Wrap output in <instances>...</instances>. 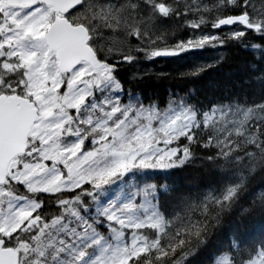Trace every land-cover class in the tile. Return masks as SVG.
<instances>
[{
  "label": "snow or ice",
  "instance_id": "obj_1",
  "mask_svg": "<svg viewBox=\"0 0 264 264\" xmlns=\"http://www.w3.org/2000/svg\"><path fill=\"white\" fill-rule=\"evenodd\" d=\"M229 42L264 65V0H0V264H192L264 174V68L251 102L126 84L160 58L197 77ZM197 162L219 187L152 182ZM242 211L264 215V195ZM212 264H264V225Z\"/></svg>",
  "mask_w": 264,
  "mask_h": 264
},
{
  "label": "trees",
  "instance_id": "obj_2",
  "mask_svg": "<svg viewBox=\"0 0 264 264\" xmlns=\"http://www.w3.org/2000/svg\"><path fill=\"white\" fill-rule=\"evenodd\" d=\"M226 45L228 46L225 60L206 69L197 77L181 76L172 66L165 65L168 60L156 61L157 70L161 68L162 71H169V74L162 76L148 74L141 80L126 84V87H130L145 99L156 100L161 105L168 100L170 93L190 95L193 102H200L205 106L226 98H246L249 102L258 99L260 89L252 82L255 73L250 66L253 63L259 65V62L254 60L251 51H246L235 42ZM259 67L264 68V65ZM130 71L124 74V80H128ZM152 182L157 184L167 182L180 191L199 192L207 190L210 186L219 187L220 176L197 162L184 168L173 169L170 173H156ZM261 195H264V174H257L251 180L240 206L224 217L223 223L214 229L208 243L201 247L195 256L190 257L192 264H212L213 254L219 249H226L234 235L246 236L258 232L264 225V215L257 213L249 216L242 210L249 207L253 200L259 203Z\"/></svg>",
  "mask_w": 264,
  "mask_h": 264
},
{
  "label": "rangeland",
  "instance_id": "obj_3",
  "mask_svg": "<svg viewBox=\"0 0 264 264\" xmlns=\"http://www.w3.org/2000/svg\"><path fill=\"white\" fill-rule=\"evenodd\" d=\"M202 30L205 33H219V30L212 29L210 26L204 27ZM190 34H191V32L189 30H187V31H185V30L178 31L176 33V37L175 38H181V37L186 38ZM257 42H259V41H257ZM225 53H226L225 47L224 48H215V49L206 48V49L203 50V52L198 54L197 62L208 64L207 63L208 61H212V62L213 61H217L218 60V56H221L222 59L225 58ZM189 55H191V54H189ZM209 59H211V60H209ZM222 59H220V60L222 61ZM156 61L157 60L151 61V62H145L144 68H147L148 72L156 70L157 69L156 66H155ZM193 62L194 61L191 60V59L176 60V61L169 60V62L165 63V65L169 64L170 66H172L175 69L174 70L175 72L181 73V71L182 72L186 71L192 65ZM162 66H164V65H161V67ZM144 68H142L141 71H143Z\"/></svg>",
  "mask_w": 264,
  "mask_h": 264
},
{
  "label": "flooded vegetation",
  "instance_id": "obj_4",
  "mask_svg": "<svg viewBox=\"0 0 264 264\" xmlns=\"http://www.w3.org/2000/svg\"><path fill=\"white\" fill-rule=\"evenodd\" d=\"M226 46H228V45H225V50H226L225 58H226V54H227V47ZM225 58H223L222 61L220 60L219 62H217V61H213V62L212 61H208L207 63L208 64H211L212 63L211 64L212 65L211 67H213L215 65H219L220 63H222L225 60ZM209 60H211V59H209ZM157 61H165V60L158 59ZM208 68H210V67H208ZM162 73H163V75H166V74H169V71H162L161 68H159L158 70L156 69V70H153V71H150L149 72V74H151V75H157V76H162Z\"/></svg>",
  "mask_w": 264,
  "mask_h": 264
},
{
  "label": "bare ground",
  "instance_id": "obj_5",
  "mask_svg": "<svg viewBox=\"0 0 264 264\" xmlns=\"http://www.w3.org/2000/svg\"><path fill=\"white\" fill-rule=\"evenodd\" d=\"M185 31H187V30H185ZM183 33V32H182ZM243 66V65H242ZM219 67V66H218ZM229 75V74H228ZM227 76V75H226ZM230 76V75H229ZM222 77V76H221ZM225 86V85H224ZM189 88V87H188ZM194 91V90H193ZM211 96V95H210ZM215 100V99H214Z\"/></svg>",
  "mask_w": 264,
  "mask_h": 264
},
{
  "label": "water",
  "instance_id": "obj_6",
  "mask_svg": "<svg viewBox=\"0 0 264 264\" xmlns=\"http://www.w3.org/2000/svg\"><path fill=\"white\" fill-rule=\"evenodd\" d=\"M160 59H164V58H160Z\"/></svg>",
  "mask_w": 264,
  "mask_h": 264
}]
</instances>
